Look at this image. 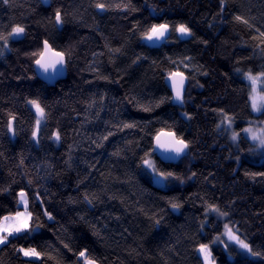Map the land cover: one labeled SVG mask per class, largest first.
I'll use <instances>...</instances> for the list:
<instances>
[{"label":"trees","instance_id":"trees-1","mask_svg":"<svg viewBox=\"0 0 264 264\" xmlns=\"http://www.w3.org/2000/svg\"><path fill=\"white\" fill-rule=\"evenodd\" d=\"M13 2L14 7L11 9L0 6V25L9 23V18H12L14 22L29 25L30 36L21 43L12 44L11 47L15 50L0 60V109L16 111L23 120L22 125L18 127L17 137L9 139L2 132L4 116L0 114V153H3L0 156V188L11 186L16 190L17 183L22 182V169L17 167L21 154L24 156L25 167L32 176L35 175L34 165L50 163L53 166L49 170L52 175L46 186L57 194L55 203L61 209V215L57 217L59 223L51 232L45 231L42 236L31 240L32 246L47 250L49 244L53 245L61 253L58 258H63L64 264H72L56 237L59 236L66 243H70L75 250L81 242L80 237L87 236L93 254L104 258L103 264H199L192 251V238L200 239L195 224V219L200 216L201 205L197 196L218 199L222 206L235 201L233 220L241 223V231L254 245L264 241V181L259 178L253 181L244 176L245 171L264 169L253 167L250 163L253 159L258 163V157L242 156L239 168L233 159L228 158L229 153L235 155L236 150L226 136L218 135L214 131L217 117L211 111L224 108L235 113L237 130L246 126L241 121L256 117L246 103L247 85L241 84L235 78L227 79L222 74L228 73L231 76V68L236 60L247 61L249 57H253L250 62L240 66L251 67L254 71L264 64V59L258 55L254 56L251 48L250 36L255 33H251L245 25L235 23L232 19L235 14L254 17L256 26L264 31V0H229L223 22L217 16L219 0H149L159 9L165 10L164 19L171 23H188L196 34V39L160 49L141 46L136 35L129 38V29L133 24H139L142 30L147 23L156 22L143 9V0H131L136 8L141 9L140 12L124 13L113 7L103 15H98L90 7L92 0H50L49 4L43 0ZM109 2L116 5L121 0ZM57 7H62L70 14L76 12L83 22H75L68 16L63 29H55L48 21ZM209 24L212 27H209ZM45 36L50 40L54 39V46L58 49L69 46L73 48L72 62L66 74L54 84H48L39 78L25 79L35 75L31 59L25 53L35 50L39 46V39ZM199 38L208 40V45L200 44ZM126 40L128 42L125 44ZM106 42L112 48L124 44L123 54L111 57L115 63L109 62ZM101 52L104 55L95 58L92 55ZM138 54L147 56L148 60L133 64L132 61ZM166 55L172 56L173 59L192 56L193 64L202 65L201 71L208 72L207 76L195 74L194 80L191 79L192 74L187 73L190 76L187 95H190L191 100L186 108L172 109L165 105L156 109L155 113L149 114L123 103L126 93L136 95L144 103L167 94L161 91L163 81L159 71L154 70L151 65V60H156L162 67L166 66L162 63ZM90 64L97 67L102 75L110 76L114 80L119 79V75H124V79H121L119 84L96 81L89 86L85 81H95V73L88 69ZM17 77L22 79L17 80ZM197 82L204 87H197ZM100 92H107L109 99L115 98L121 103L106 101V108L101 112L100 119H93L92 123L81 128L85 113L82 101H86L91 94ZM36 95L44 104L50 106L51 112L47 128L42 127L38 149L29 141L32 114L24 106L25 97ZM178 111H188L194 119L185 122L178 115H172L170 119V114ZM155 116H160L169 123L175 120L177 128L186 138L194 141L189 155L182 161L172 162L170 167L185 174L191 169L198 173V179L187 181L184 185L174 184L170 190H162L136 170L134 157L130 154L127 161L111 156L110 153L117 147L123 146L125 139H140L135 131L131 134L126 131L110 138L102 149L88 150L90 141L86 137L95 139L98 134H103L105 121L116 123L117 120L134 119L143 123L154 119ZM57 125L63 134L60 144L47 139L49 131ZM161 126L154 123L145 131ZM20 128L23 131H20ZM147 143L148 139L145 137L142 146ZM69 145L73 146L71 170L65 165ZM241 147L246 145L241 144ZM140 154L137 152V155ZM84 161L96 164V170L87 181L86 189L82 185L80 192L87 190L101 193V190L106 188L108 195L120 197L123 203L120 200H108L104 195L103 203H97L92 210L82 204L73 206L64 203L69 196L79 198L76 179L77 173L81 178L87 174ZM210 172L214 173V179L209 177L214 187H210L204 180ZM57 173L60 175L57 176ZM100 173L104 175L101 176ZM166 197H178L186 201L179 214H174L168 209ZM12 202V192L0 194V208L12 210ZM76 213L86 215L88 223H72ZM114 216H119L120 220L113 219ZM160 217H163V220L157 227L154 219ZM93 224L100 230L102 238L91 235L90 226ZM60 225L67 228L66 233L58 231ZM104 225L107 227L104 228ZM0 264H23V261L17 258L9 246L0 251Z\"/></svg>","mask_w":264,"mask_h":264},{"label":"snow or ice","instance_id":"snow-or-ice-1","mask_svg":"<svg viewBox=\"0 0 264 264\" xmlns=\"http://www.w3.org/2000/svg\"><path fill=\"white\" fill-rule=\"evenodd\" d=\"M44 3L49 4L50 0H43ZM0 6L11 9L14 7L13 0H0ZM98 15H103L111 10L113 7L128 13L140 12L141 9L136 8L131 0H121L119 4L112 5L109 0H92L90 4ZM219 12L217 16L225 17V13L229 7V0H219ZM143 9L148 12V15L153 21L147 23L141 30L139 24H133L129 29V38L136 35L140 41L141 46L149 49H160L164 47H171L180 42H186L196 39V34L192 26L188 23H171L164 19L165 10L159 9L155 3H150L149 0H143ZM71 16L75 22L82 23V17H77V13H67L62 7H57L53 10L52 17L48 23L52 24L55 29L62 30L66 17ZM235 23L245 25L251 33L250 39L252 41L251 48L254 56L258 55L264 59V31L255 24L254 17H245L244 15L235 14L232 16ZM29 25L25 23L14 22L9 18V23L0 25V60L12 53L15 49L11 47L12 44L21 43L27 40L30 36ZM209 27H212L209 24ZM128 41H125V44ZM198 42L205 46L208 45V40L199 38ZM247 43V42H245ZM55 45L54 39H49L47 36L39 39V46L25 55L30 57L32 63V71L34 76L25 77L27 80H36L37 78L48 84H54L59 78L63 77L69 64L72 62L73 48L71 46L63 49H58ZM105 48L110 56V63H115L111 57H118L123 54L124 44L120 47L112 48L105 43ZM93 57L104 55L101 53H93ZM253 57H249L247 61L236 60L231 68L232 75L223 73L222 75L227 79L235 78L241 84L247 85L246 103L250 112L258 117H264V64L260 65L257 70L251 67H241L240 65L250 62ZM148 60V57L143 54L136 55L132 61L133 64H139ZM194 57L183 56L173 59L172 56L166 55L162 62L166 66H161L156 60H151V65L154 70H158L160 78L163 81L162 92L167 94L161 95L155 100H149L147 103L141 101L136 95L126 93L123 97V103L133 105L138 111L153 114L156 109L168 105L172 109L183 110L190 102L191 97L187 95L186 85L190 83L191 79H195V74L207 76L208 72L201 71L203 66L193 64ZM89 71L95 73V81H85L86 84L92 86L96 81H104L106 84H119L124 75H119V79H112L110 76L100 74L99 69L93 64L88 66ZM119 74V73H118ZM2 75V74H0ZM22 79L17 77V80ZM197 87L203 88L204 85L197 82ZM106 101L113 104L121 103L115 98L109 99L107 92L93 93L86 101H82L85 105L84 119L81 122V128L85 124L92 123L93 119L99 120L100 114L106 108ZM24 106L28 108L32 114L31 127L29 129V141L35 148L40 147L42 138V127L47 128L51 112L50 106L44 104L38 95L33 97H25ZM93 110H95L93 112ZM117 113L119 109L116 110ZM207 111V110H206ZM217 117L214 131L221 136H226L228 142L234 146L236 154L229 153V159H233L239 168L242 164V156L258 157V163L255 159L250 160L253 167L264 169V119H248L241 121L246 126L240 127L237 130V115L224 108L211 109ZM0 114L4 116L2 132L7 135L9 139H14L18 135V127L22 125V117L11 109H0ZM178 115L185 122H190L194 116L188 111H178L170 114ZM160 124L161 127L154 128L150 131H145L152 124ZM105 132L98 134L95 139L91 136L86 137L90 141L88 150L102 149L110 138L126 131L131 134L135 131L140 139L131 140L125 139L122 147H117L115 151L110 153L111 156L127 161L129 154L134 157L133 163L141 175L146 176L149 182L158 186L162 190H170L174 184L184 185L187 181H194L198 179V173L188 170V173H180L173 170L170 165L175 161H182L187 157L191 151L194 141L186 138L177 126L176 121L169 123L160 116H155L143 123L136 120H117L116 123L105 121ZM20 131H23L20 128ZM79 135V133H76ZM63 134L62 130L57 125L54 129L49 131L47 139L52 143L60 144ZM147 137L148 143L142 146V141ZM245 144L246 147H241ZM79 145H77L78 147ZM72 149L69 145L68 159L65 165L69 170L72 169ZM86 150V151H88ZM137 152L141 153L137 155ZM3 153H0L2 156ZM159 161V162H158ZM99 161H97L98 163ZM87 166V174L80 177L77 173L76 190L79 192V198L74 199L71 196L64 202L66 205L82 204L87 209L92 210L97 203H103L102 195L106 196L108 200H123L115 195H108L107 189H102L101 193L89 192L84 190L80 192L81 186H87V181L91 178L92 173L96 170V164H89L84 161ZM162 165H169L162 167ZM22 169L20 172L22 182L17 183L16 190L11 186L0 188V194L12 192L14 202H12V210L0 208V251L11 246L13 253L17 258L23 261V264H64L59 249L53 245H48L47 250H41L37 246H32L31 240L42 236L45 231L51 232L53 227L59 223L57 217L61 215V209L55 203L56 193L52 192L46 185L52 173L49 171L53 166L50 163L43 162L34 165L35 175L32 176L25 167V160L23 154L17 165ZM43 172V175L41 173ZM57 176L60 174L57 173ZM101 176L104 173H100ZM111 175V173H109ZM244 176L255 181L259 178L264 181V170L260 171H245ZM209 177H214V173H208L204 177L205 182L210 187H214L209 180ZM13 183H16L13 181ZM63 182L61 181V187ZM201 201L200 216L195 219L197 235L200 239L192 238L193 248L199 264H264V241L260 244L254 245L250 242L245 233L241 231L242 225L239 221L233 220V205L235 201H231L223 206L218 202V199H208L204 196H197ZM168 209L173 212H179L186 203L178 197H166ZM142 211V209H141ZM119 221V216L112 217ZM163 217L154 219V224L160 226ZM83 222L88 223L86 215L76 213V218L72 223ZM215 222V227L213 223ZM99 223V219L97 220ZM91 235L97 238L101 237V232L93 224L90 226ZM104 228L107 225L103 226ZM58 231L67 232V228L60 225ZM127 232V229L124 230ZM58 244L64 250L65 256L72 261V264H103V259L93 254L92 249L88 245V237H80V243L75 250L70 243H66L56 237ZM14 241H24L23 243H13ZM56 253V255H53ZM70 254V255H69Z\"/></svg>","mask_w":264,"mask_h":264},{"label":"rangeland","instance_id":"rangeland-1","mask_svg":"<svg viewBox=\"0 0 264 264\" xmlns=\"http://www.w3.org/2000/svg\"><path fill=\"white\" fill-rule=\"evenodd\" d=\"M255 119H264V117H258V116H256L253 120H255Z\"/></svg>","mask_w":264,"mask_h":264},{"label":"water","instance_id":"water-1","mask_svg":"<svg viewBox=\"0 0 264 264\" xmlns=\"http://www.w3.org/2000/svg\"><path fill=\"white\" fill-rule=\"evenodd\" d=\"M186 88L188 89V85H186ZM174 214H179V212H176V213H174Z\"/></svg>","mask_w":264,"mask_h":264}]
</instances>
